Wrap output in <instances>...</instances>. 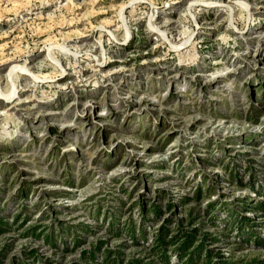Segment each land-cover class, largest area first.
I'll use <instances>...</instances> for the list:
<instances>
[{
	"label": "rangeland",
	"instance_id": "rangeland-1",
	"mask_svg": "<svg viewBox=\"0 0 264 264\" xmlns=\"http://www.w3.org/2000/svg\"><path fill=\"white\" fill-rule=\"evenodd\" d=\"M163 228L264 264V0H0V264H179Z\"/></svg>",
	"mask_w": 264,
	"mask_h": 264
},
{
	"label": "trees",
	"instance_id": "trees-1",
	"mask_svg": "<svg viewBox=\"0 0 264 264\" xmlns=\"http://www.w3.org/2000/svg\"><path fill=\"white\" fill-rule=\"evenodd\" d=\"M201 195V191L198 190L195 193V197L199 198ZM151 212L155 217L159 215V209L157 207H154L151 209ZM191 214V213H190ZM189 214V215H190ZM242 228V227H241ZM167 231V230H166ZM166 231L163 229H160V233L155 236L156 237V245L152 248V251L155 255H157V258L164 263H168V257H167V249L169 247L174 246L172 252L175 254L176 257L179 259V264H211V256L212 254L207 248H204L202 241L206 240V235H202V241L197 245L194 246V236L192 234H187L184 232L177 231L175 234H173L170 238H166ZM196 232V229L193 230V232ZM143 232V231H141ZM212 240H215L213 238ZM200 252H204V257L200 258L198 254ZM217 256L219 254H216ZM105 257H108L105 255ZM130 264H140L139 261H136L135 263L130 262Z\"/></svg>",
	"mask_w": 264,
	"mask_h": 264
},
{
	"label": "bare ground",
	"instance_id": "bare-ground-1",
	"mask_svg": "<svg viewBox=\"0 0 264 264\" xmlns=\"http://www.w3.org/2000/svg\"><path fill=\"white\" fill-rule=\"evenodd\" d=\"M15 69H16V67L12 68V69L10 70V74H12V73L14 72ZM22 70H23V69H22ZM10 97L12 98L13 95H11ZM7 98H8V97H7ZM11 98H10V99H11ZM8 101H9V100H8Z\"/></svg>",
	"mask_w": 264,
	"mask_h": 264
}]
</instances>
